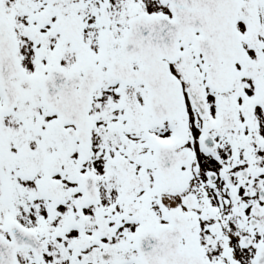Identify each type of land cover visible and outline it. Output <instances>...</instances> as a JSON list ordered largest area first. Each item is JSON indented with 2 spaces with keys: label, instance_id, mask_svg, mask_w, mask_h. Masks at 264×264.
I'll list each match as a JSON object with an SVG mask.
<instances>
[{
  "label": "snow or ice",
  "instance_id": "6c2138e0",
  "mask_svg": "<svg viewBox=\"0 0 264 264\" xmlns=\"http://www.w3.org/2000/svg\"><path fill=\"white\" fill-rule=\"evenodd\" d=\"M0 264H264V0H0Z\"/></svg>",
  "mask_w": 264,
  "mask_h": 264
}]
</instances>
